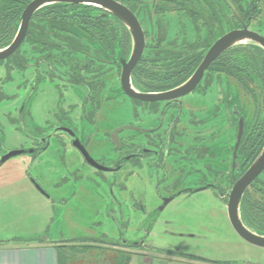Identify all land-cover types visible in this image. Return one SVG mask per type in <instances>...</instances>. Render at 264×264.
I'll return each instance as SVG.
<instances>
[{"label":"flooded vegetation","instance_id":"obj_1","mask_svg":"<svg viewBox=\"0 0 264 264\" xmlns=\"http://www.w3.org/2000/svg\"><path fill=\"white\" fill-rule=\"evenodd\" d=\"M32 1L0 0V9L20 8L18 29L12 41L0 50L8 48L15 39L23 11ZM113 1L127 7L138 18L146 37L145 50L137 64H140L141 68L140 84L134 76L137 65L131 73L132 85L141 93H158L180 86L194 73L217 39L231 30L242 28V20L246 23L234 4L227 0L240 21V26L222 33L219 37L214 34L216 38L212 37V40L209 39L210 35L207 31L205 40L198 43L197 48L194 49L184 48L193 43L188 42L187 39L181 44L184 47H177L175 43L176 48L166 50L169 55L163 58L170 61L168 67L164 72H158L154 69L159 70L163 65L155 64L149 67L142 65L148 46L146 33L148 29L144 28V24L146 20L148 22L152 20L153 24H156L157 18L153 19L154 14H158L159 22V19H164L160 15L166 17V14L174 11L175 8L170 7L171 0ZM5 4H7L6 7ZM48 6H56L61 11L69 8L70 15L74 12L79 15L86 13L104 15L103 20L109 24V31L102 34L87 32L81 34L73 31L74 33L65 35L45 29V33L33 34L32 23L36 15ZM0 16H2L1 12ZM255 18L250 21V24L246 23L247 27L253 31L256 30L250 25ZM89 19L93 20V18ZM177 24L181 23L177 22ZM184 26L185 35L191 30V26L197 31L192 19L189 23L185 22ZM160 28L162 32L159 36L165 38L164 41H160V44L169 38L167 41L172 43L174 40L171 36L174 35L176 27L169 25L167 30L162 26ZM72 29L74 30L73 27ZM256 32L262 34L259 31ZM34 35L39 37L40 43H33ZM27 36L29 38L26 41ZM57 38L80 39L83 47L79 45L78 48L61 50L59 46L64 44L58 42ZM25 42L30 44V50L26 51L27 55L36 52L38 56V58L27 56V68L14 69L23 73L31 70L33 72L31 76L26 77V88L29 90L27 100H30L37 92L38 84L45 81L51 83L53 88L55 87L52 98H56L45 112V118L40 121L35 118L33 108L25 110L24 107L21 110L20 120L25 123L24 132L28 140V146L21 148L31 150L26 154L37 158L52 145H56L61 160L60 165L64 169L62 172L57 171V174L60 176L61 184L73 182V186L76 187L74 194L86 190L94 192L104 185L105 194L101 202L104 203L107 218L113 222L120 233L119 236H110L105 233L102 236L61 235L56 239L49 236L46 238L39 236V238L47 239L58 244L59 247L71 250H109L112 253L124 255L131 253L127 251L128 249H140V255L149 252L175 254L216 264L227 263L225 259L186 253L170 245H155L147 236L151 234V226L148 230L146 229L144 218L159 215L176 201L182 213H199L200 208L197 202L201 199L200 195L207 192L213 193L220 199L222 208H225L222 212L226 211L225 214L228 216L227 204L232 188L256 159L258 131L264 129V119L256 110L257 89L254 80L253 86L249 89L246 81L239 76L225 71L222 66L215 69L213 63L224 52L206 69L195 89L186 95L170 100H145L131 97L124 90L121 81L122 60H128L132 52L131 33L127 25L115 13L86 3L56 1L40 7L29 21L23 42L15 52L6 59L0 60V67L7 66L9 69L8 59L21 50ZM48 45L56 47L50 49ZM194 53H199L198 56H201V59L185 81L172 88L155 89L159 86L156 77L178 68L175 54H181L186 58ZM65 57L67 66L65 70H61L65 75L55 74L54 63L59 61V58L63 60ZM62 60L60 62H63ZM177 60L181 61L178 58ZM11 70L9 69L11 77L8 81L14 78ZM112 72L117 74L116 84L112 80ZM226 75L241 82L243 88L249 90L253 98L249 104H246V101L242 102L239 95L235 94L237 89L229 79H224ZM58 76L62 78L61 83L56 80L59 79ZM260 85L264 92L262 84ZM2 89L3 87L0 86V94H4ZM75 91L79 93V100H74L68 95L69 92ZM212 95L216 96L212 97ZM239 134H241L240 137ZM130 180H135L133 184L137 185V189L140 185V200L134 199L133 189L135 188H130ZM115 186L118 188V194L114 191ZM150 188L155 198L147 195L146 190ZM48 198L55 201L52 197ZM59 202L64 204L66 199H59ZM132 212L140 214V220L136 219L137 222L131 220ZM168 222L166 220V223ZM94 226H99V222H95ZM215 227L205 229L206 233L199 230H187L176 232L175 235L193 238L196 242L201 240V244L205 245L227 243L225 239L229 240L230 234L221 229L216 231ZM139 230L140 237L137 239L124 237V231ZM209 231H212L211 235L208 234ZM232 243L236 242L232 241Z\"/></svg>","mask_w":264,"mask_h":264},{"label":"rangeland","instance_id":"obj_2","mask_svg":"<svg viewBox=\"0 0 264 264\" xmlns=\"http://www.w3.org/2000/svg\"><path fill=\"white\" fill-rule=\"evenodd\" d=\"M197 7L206 9L204 1L196 0ZM186 1L183 0H173L171 1V6L177 8V4H183ZM261 11L256 13L255 20L251 23V28L261 32L264 35V0L259 2ZM208 9V8H207ZM206 9V10H207ZM225 13V12H224ZM158 14L153 15V19H158ZM203 19H198L200 24V34L201 40H205L207 37V27L203 24L204 19H208L209 13L205 12L202 14ZM226 20L220 24H215L216 37H219L222 32H226L234 28L233 18L230 13L226 14ZM1 17V16H0ZM164 19H156V24L153 21H145L144 28L148 31L147 33V43L148 46L145 51L144 62L142 65L145 66H155V64L163 65L162 68L154 69L158 72H164L168 67L170 61L166 58L169 52L166 50H172L174 44L177 47L183 46V40L187 39L188 42H195L198 40L199 32L194 30L191 26V30L185 35V22L189 23L191 18H189V11L174 10L166 14V17L160 15ZM2 18L0 19V21ZM60 19L56 21L59 23ZM49 21L44 14H37L34 22L32 23L33 34L45 33L40 30L41 27L46 28L53 33L65 34L66 32L52 29ZM77 18L70 17L68 19V24L74 28L75 31L81 34H86L83 29H81L77 24ZM177 22L181 24L178 25ZM169 25H174L175 33L171 36L174 40L169 43V39L160 44L157 39L162 32L160 26L167 30ZM38 30V31H36ZM36 38V36L34 35ZM213 39L214 35H212ZM60 42L61 39L57 38ZM199 41V40H198ZM197 41V42H198ZM163 46L162 47H159ZM184 47V46H183ZM30 50V44L25 42L21 46L22 54L27 58L32 56L33 58H38L36 52L27 55V50ZM131 49V44L128 48L129 52ZM248 50L241 51L240 54L235 55L236 58H249ZM84 58V57H81ZM59 58L55 64V74L62 73L61 70H65L67 66L66 57L63 62ZM220 63L214 65V68H220ZM45 67V65H43ZM106 68V67H105ZM8 67H0V86L3 87V93L0 94V156L5 154L9 150L27 147L28 140L24 132L25 123L20 120V112L25 107L33 108V114L37 121L45 118V112L52 106V98L54 94L55 87L49 82H41L38 84L37 92L33 95L30 100H27V95L29 94L28 88H26V77L32 75V70L26 73L16 71L12 69V74L14 78L10 81L8 79L11 74L6 71ZM235 73L238 71L235 68H230ZM117 74L112 72L111 77L115 82L117 81ZM57 82L61 83L62 78L58 76ZM224 79H229L231 84L234 85L235 94L239 95L240 100L246 101V104L253 100L249 90L243 88L241 82L224 76ZM238 83V84H237ZM256 85V99L257 105L256 110L258 115L262 116L264 119V92L261 88L259 80L254 79ZM79 93L69 92L68 95L74 100H79ZM217 95V94H216ZM212 95V97L216 96ZM22 122V123H21ZM72 160V156H71ZM61 160L59 159L57 153L56 145H52L45 153L41 154L37 158H34L30 154L19 155L10 158L5 163L0 166V238H9L17 234H31L40 233L44 238L50 236L58 237L61 235L66 236H85V235H97L102 236L107 233L110 236H119V230H117L111 220L107 218L104 211V203L101 198H104L105 186L97 188L94 192L89 190L77 192L74 194L76 187L73 186V182L69 181L66 184H61L60 176L58 172H62L64 169L61 168ZM264 173L261 174V177ZM135 180H130V188L134 187L133 194L135 200H140V185L137 189V185H134ZM60 183V184H59ZM134 185V186H133ZM88 189V188H87ZM114 191L118 194V188L115 186ZM149 192L150 195H149ZM146 193L151 198H155L152 195V188L146 190ZM48 197H52L55 201H52ZM200 200L198 209L199 213H188L179 211L177 201L170 204L164 212H160L159 215H153L151 217L144 218L145 227L151 226V234L147 235L148 238L155 244L160 246L170 245L173 248H177L179 251H184L186 253H193L197 255H203L207 257H213L218 259H229L235 257L236 259H242L245 261L253 262L254 264H264V247L256 246L250 244L249 242L242 239L232 228L225 208H222L220 199L213 193H205L200 195ZM60 200L66 199V203L62 204ZM102 201V202H101ZM179 204V203H178ZM188 207V206H186ZM185 207V208H186ZM205 208V209H203ZM131 220L137 222L140 220V214L132 212L130 214ZM166 220L169 222L166 223ZM95 222H99V226H94ZM211 226H216L215 230H224L230 234L229 240L225 239L224 244L213 243V244H201V240L196 242L193 238L179 237L175 235L179 231H189V230H199V232L206 233L207 228ZM220 230V231H221ZM212 231L208 234L211 235ZM225 236L224 233H222ZM219 236V235H218ZM124 237L128 239H137L140 237L139 231H124ZM212 237V236H211ZM232 241L236 243L233 244ZM206 242V241H205ZM72 256L85 257L80 261L84 264L87 262L96 261V257H99L100 250L96 251L89 249H74L71 250ZM106 254H100L104 256L101 260L103 264L112 263L117 254L111 253V257H106ZM124 257V256H122ZM79 259V258H78ZM115 264V261H114Z\"/></svg>","mask_w":264,"mask_h":264},{"label":"trees","instance_id":"obj_3","mask_svg":"<svg viewBox=\"0 0 264 264\" xmlns=\"http://www.w3.org/2000/svg\"><path fill=\"white\" fill-rule=\"evenodd\" d=\"M168 1V0H165ZM170 1V0H169ZM172 1V0H171ZM186 1L183 4H177L175 10H187L189 11V16L192 19L197 31L200 34V24L198 19H203L202 14L205 12L209 13L208 19H204L203 24L207 27V30L209 32V39L212 40V35H214L215 31V24H220L223 21H227L226 14L230 13L233 18L234 27L240 26V21L238 20L236 14L233 12L231 7L229 6L227 0H201L204 1L206 9L201 7H197V1L196 0H183ZM234 6L238 9L239 13L241 14L242 18L246 21L247 24H250V21L254 19L258 13V11H261V8L259 6V2L262 0H230ZM221 4V5H218ZM7 4H5L6 7ZM162 10H165V8H162ZM2 20L0 21V48L8 45L19 26L20 22V8L13 7V8H7L3 7V9H0ZM79 12V11H78ZM83 12H87L83 10ZM225 12V13H224ZM44 14L46 18L49 20L47 21L50 24V27L52 29H56L59 31H63L66 33H74L72 29V26L68 24V19L72 16L77 18V24L78 26L83 29L87 33H98L102 34L104 32H108V23L107 21L103 20L104 15H88L86 14H76L74 12L70 15L71 10L68 8H65L64 11L60 10L56 6H48L40 10L38 14L41 15ZM89 18H93V20H90ZM60 19L59 23H56V21ZM228 22V21H227ZM44 27H41L40 30L45 32ZM38 31V30H36ZM32 32V31H30ZM39 32V31H38ZM224 33V32H222ZM221 33V34H222ZM201 35V34H200ZM198 36V40H200L201 36ZM29 36H27L26 41L28 40ZM39 37H36L33 39V43H40L41 40L38 39ZM159 42L164 41L165 38L163 36H159ZM197 40V41H198ZM195 41L191 43L189 46H185L184 48H197V44L201 41ZM63 43V46H59V49H74L78 48L79 45L82 46V40L80 39H61L60 41ZM79 43V44H78ZM56 46L48 45V48L52 49ZM248 50L249 53H246L244 55H248L249 58H236L235 55L240 54L241 51ZM199 53H194L190 56H187L186 58L183 55H176L175 54V61L178 64V68L172 71H169L165 74H162L161 76L156 77L158 88L159 90H164L168 88H172L188 78V76L192 73L194 68L198 65L200 62L201 56H198ZM235 54V55H234ZM177 58L181 61H178ZM218 62H221L220 65L224 68L225 71H228L229 73H233L234 75L239 76L240 78L244 79L246 83L248 84V88L250 86H253V80L254 78H257L262 84L264 89V49L259 46L256 43L248 42L246 44H239L231 49H229L227 52H225L216 62L213 63V66L217 64ZM9 69H25L27 68V60L26 57L22 54L21 50H19L14 55L10 56L7 62ZM230 68H235L238 72L235 73L233 70H230ZM140 73L141 68L140 64L137 65V67L134 70V76L136 79H138V82L140 84ZM264 145V129L258 131V137H257V147H256V156L259 155L261 150L263 149ZM240 214L242 217L243 222L248 226L250 229L255 231L258 234L264 235V176H259L253 184L250 186L249 189L245 192L241 207H240ZM37 240H42L38 238ZM122 262L124 264H127L130 261L131 253H125L122 255ZM121 262L120 260H118Z\"/></svg>","mask_w":264,"mask_h":264},{"label":"water","instance_id":"obj_4","mask_svg":"<svg viewBox=\"0 0 264 264\" xmlns=\"http://www.w3.org/2000/svg\"><path fill=\"white\" fill-rule=\"evenodd\" d=\"M56 1L95 5L107 11H112L123 20L131 33L133 46L129 59L122 60L123 69L121 81L126 93L129 96L138 99L170 100L186 95L195 89V87L203 78L206 69L213 63V61L227 50L236 45L248 42L256 43L264 48V35L249 29L246 23L242 20V28L234 29L225 33L213 43L194 73L183 84L176 88L158 93H141L132 85L131 73L143 56L146 46V37L138 18L127 7L113 0H33L23 11L20 27L15 39L8 48L5 50H0V60L6 59L21 45L26 36L29 21L33 13L43 5ZM240 135L241 134H239V137ZM29 152H31V150L24 148L9 150L0 157V166L12 157L23 155ZM263 171L264 147L256 159L244 172V174L234 184L230 199L227 204L229 220L237 234L250 244L260 247H264V235L258 234L246 226L240 214V207L246 190L256 180V178H258L263 173Z\"/></svg>","mask_w":264,"mask_h":264},{"label":"crops","instance_id":"obj_5","mask_svg":"<svg viewBox=\"0 0 264 264\" xmlns=\"http://www.w3.org/2000/svg\"><path fill=\"white\" fill-rule=\"evenodd\" d=\"M40 233L31 234H17L9 238H0V264H84L81 257L78 255L72 256L71 249L59 247L58 244L47 239L37 240ZM50 237V236H49ZM59 237V236H58ZM58 237H52L56 239ZM97 250H94L96 254ZM131 252L130 261L127 264H216L207 261H199L181 257L175 254H159L149 252L148 254H141L140 249H128ZM106 254V257H111L109 250H100L99 257H96L94 262H86L85 264H103L101 260L103 257L100 254ZM79 258V259H78ZM122 255L115 258V264H124L122 262ZM120 260L121 262H119ZM114 261H111L114 264ZM227 263L217 264H254L253 262L236 259L235 257L225 259ZM107 264V263H105Z\"/></svg>","mask_w":264,"mask_h":264}]
</instances>
